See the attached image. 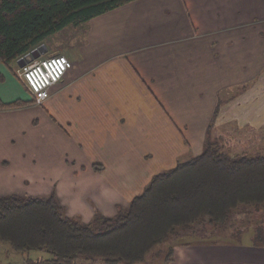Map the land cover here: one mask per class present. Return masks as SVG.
<instances>
[{
  "label": "crops",
  "instance_id": "0c3cea01",
  "mask_svg": "<svg viewBox=\"0 0 264 264\" xmlns=\"http://www.w3.org/2000/svg\"><path fill=\"white\" fill-rule=\"evenodd\" d=\"M83 26L84 38L64 52L74 66L37 110L39 147L21 129L35 114L29 91L0 62V99L25 102L0 109V195H46L55 186L66 214L85 222L96 211L113 215L154 173L202 150L218 103L237 122L234 134L227 130L228 152L246 150L240 130L253 127L247 107L264 76V0H133L75 27ZM259 137L249 152L264 149ZM35 180L45 181L42 189ZM190 233L170 240L169 262L153 264H264V244L252 238L189 241Z\"/></svg>",
  "mask_w": 264,
  "mask_h": 264
},
{
  "label": "trees",
  "instance_id": "16d2710c",
  "mask_svg": "<svg viewBox=\"0 0 264 264\" xmlns=\"http://www.w3.org/2000/svg\"><path fill=\"white\" fill-rule=\"evenodd\" d=\"M130 1L0 0V62L15 73L12 64L17 67L19 59L25 60L47 37ZM24 103L0 99V109ZM212 120L199 153L154 173L127 205H117L113 215L96 211L85 222L66 214L53 192L0 195V245L46 252L38 264H78L80 259L136 264L157 245H168L182 231H194L195 225L217 227L242 206H264V151L230 154L220 149L208 138ZM102 167L93 164L95 170ZM172 255L169 247L163 263Z\"/></svg>",
  "mask_w": 264,
  "mask_h": 264
},
{
  "label": "rangeland",
  "instance_id": "374dc122",
  "mask_svg": "<svg viewBox=\"0 0 264 264\" xmlns=\"http://www.w3.org/2000/svg\"><path fill=\"white\" fill-rule=\"evenodd\" d=\"M85 27L82 28L75 27L72 25H69L67 28L60 30L53 35L47 37L42 44L31 50L25 57V60L23 62L31 61L38 57H44L49 54H58L66 51L65 49L68 46V42H72L77 40V43L80 42L84 38V30ZM77 38V39H76ZM72 61V60H71ZM16 73V68H15ZM259 93L257 101L252 102L251 106L247 107L249 110V117L248 119L251 120L252 128H242L240 131L242 133L240 135L243 136L247 141L243 143V146L246 147V150L243 152H246L248 154H251L252 152H249L251 150L248 149V141H255L256 143L260 142V134H264V76L261 78L257 85V89H253L252 95ZM229 95V94H228ZM228 95L223 97L222 99L226 98ZM223 102H221L222 104ZM34 108V116L32 115L31 120L29 121V124L32 128L28 129V123L24 125V128H21L23 131V134L30 135L33 133L32 138H36V142L33 144L34 148L37 146L39 147L41 144L40 142H37V137L40 136V134L44 131L43 129V120L42 117L40 118V115L38 117L37 110L39 108H42V105H37L35 103H31ZM220 107V106H219ZM240 108V107H239ZM239 108H238V114H239ZM32 111V110H31ZM39 111V110H38ZM227 111V109H226ZM40 112V111H39ZM230 111H227L224 113V115L221 114V108L218 110L214 117V121L209 128L208 131V138L211 142L216 143L220 149L222 150H229L227 148V144L229 141L227 140V137L231 134H234L235 128L234 124L237 125V122L234 121L230 116ZM227 121V122H225ZM236 122V123H235ZM262 123V124H260ZM21 125L25 124L23 123L22 119L20 122ZM260 124V125H259ZM34 126V129H33ZM230 131L231 134L227 133ZM244 141V140H243ZM262 141L261 143H263ZM234 143H236L234 141ZM232 145V144H231ZM20 146V143H19ZM232 145L231 147H233ZM239 146L238 144L236 145ZM22 147V146H21ZM19 147V149L21 148ZM230 147V149H231ZM244 149V148H243ZM20 150H24L23 147ZM264 151V149H257L256 152ZM39 175H42L38 171H35L33 173V177H37ZM56 179L53 178L52 180H48L46 185L51 183L52 181H55ZM45 183L44 180H35V184L42 189V185ZM55 186L51 188V192L54 193V195L57 197V193L55 192ZM50 192V193H51ZM35 193V192H34ZM48 193V194H50ZM32 195V194H28ZM42 195V194H40ZM47 195V194H46ZM58 199V197H57ZM59 201V199H58ZM256 220H258L256 222ZM193 233H190L189 235L183 234L184 238L190 240L194 239H215V240H224V241H231L237 243H250L251 238H255V243L260 245L264 244V206H261L260 208H255L252 205L244 208L236 209L233 211V213L229 216L227 221L224 224H219L217 227L205 224L202 226V224L199 226L195 225L193 228ZM182 230V229H180ZM196 232V233H195ZM252 232V233H251ZM255 234L253 237H250L251 234ZM252 236V235H251ZM167 243H161L157 245L151 253H149L144 263H136V264H148V263H158L159 261H162V259L165 256V253L167 251ZM43 253L47 254L44 251H15L11 248V246L7 242H3L0 245V260L1 261H20L22 258L29 257H35L37 254ZM83 260V259H80ZM91 264H99V262H93L90 261Z\"/></svg>",
  "mask_w": 264,
  "mask_h": 264
},
{
  "label": "built area",
  "instance_id": "2783aa9c",
  "mask_svg": "<svg viewBox=\"0 0 264 264\" xmlns=\"http://www.w3.org/2000/svg\"><path fill=\"white\" fill-rule=\"evenodd\" d=\"M73 66L74 63L65 54H49L18 65L16 74L28 89L30 100L42 105L49 97L51 88Z\"/></svg>",
  "mask_w": 264,
  "mask_h": 264
},
{
  "label": "water",
  "instance_id": "95a60500",
  "mask_svg": "<svg viewBox=\"0 0 264 264\" xmlns=\"http://www.w3.org/2000/svg\"><path fill=\"white\" fill-rule=\"evenodd\" d=\"M17 63H18V65H20V66H22V65L24 64V62H23L21 59H19V61H18Z\"/></svg>",
  "mask_w": 264,
  "mask_h": 264
}]
</instances>
